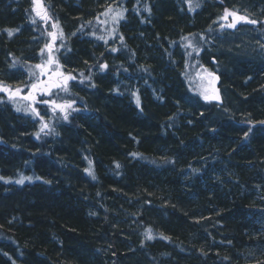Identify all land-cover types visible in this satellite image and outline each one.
Returning a JSON list of instances; mask_svg holds the SVG:
<instances>
[{
    "label": "trees",
    "instance_id": "16d2710c",
    "mask_svg": "<svg viewBox=\"0 0 264 264\" xmlns=\"http://www.w3.org/2000/svg\"><path fill=\"white\" fill-rule=\"evenodd\" d=\"M225 10L264 52V0H0V264H264V59L208 68L225 116L187 84Z\"/></svg>",
    "mask_w": 264,
    "mask_h": 264
},
{
    "label": "rangeland",
    "instance_id": "374dc122",
    "mask_svg": "<svg viewBox=\"0 0 264 264\" xmlns=\"http://www.w3.org/2000/svg\"><path fill=\"white\" fill-rule=\"evenodd\" d=\"M191 3H194V0H191ZM220 10H224L223 7ZM215 15L216 16L212 23H217V25L212 27L209 25V30H215L212 32L209 42L214 45L217 53L220 52V56L217 57V55H215L211 56L210 58L208 57L207 61L203 63V66L197 59L190 60L188 64L190 73L187 76V84L191 92H193L199 98L205 99V97L210 96V101L217 105L220 104V107L215 109V112H217V115L215 116L220 117L223 115L225 116L227 114L226 112H230L232 107L231 104H229L230 102H227L229 100H227L224 87L219 86V88L216 90V93H210L211 77L208 73V68H213L215 65L217 66L216 68H218L220 66L218 65L219 61L224 60L226 57H228L227 59L231 58L232 60H261L264 59V52L263 50L257 48L256 43L252 40L251 35L248 33L247 27H245L248 25L247 22H242V25L239 27H232L230 29V27H228L230 15L227 17H225V15L222 16V12L220 13L219 11H217ZM46 39L47 42H43L39 48V56L32 55L29 58V64L26 66V72L21 77L19 84H16L17 87H15L17 91H24L23 94H33L37 103L39 102L38 93L35 92V87L33 86L35 85L37 71L39 70L40 66L49 62L53 69L61 70V65L57 61L56 53L58 52L60 45L63 43L64 38H59V36H55L51 32L50 34H47ZM55 40L58 41L56 44ZM46 51H49V56L46 55ZM42 60L45 62H42ZM38 65L39 67H37ZM47 98L49 100H54L53 96L51 97V95H49ZM61 111L63 112L62 109ZM45 127L46 126H44L43 130ZM261 215V218H259L260 216L258 217V219H260L258 222V232L259 234H264V213Z\"/></svg>",
    "mask_w": 264,
    "mask_h": 264
},
{
    "label": "flooded vegetation",
    "instance_id": "af4514ba",
    "mask_svg": "<svg viewBox=\"0 0 264 264\" xmlns=\"http://www.w3.org/2000/svg\"><path fill=\"white\" fill-rule=\"evenodd\" d=\"M236 17H239V16H234L230 14L229 24L235 21V27H239L240 25H242V19L236 20ZM231 28L232 27H230V29ZM64 75L65 74L63 72L57 69H53L51 67H46V66H41L39 70L37 71V75H36L37 78L35 82V92L36 93L40 92L42 93L43 98H47L51 91L66 84V83L65 84L62 83V78ZM50 87L51 89H48ZM31 97H33V100H34L35 96L33 94L31 95Z\"/></svg>",
    "mask_w": 264,
    "mask_h": 264
},
{
    "label": "snow or ice",
    "instance_id": "6c2138e0",
    "mask_svg": "<svg viewBox=\"0 0 264 264\" xmlns=\"http://www.w3.org/2000/svg\"><path fill=\"white\" fill-rule=\"evenodd\" d=\"M34 2H37V0H34ZM111 9H109V11H110ZM228 15H230V13L227 11V10H225V17H227ZM232 15H234V14H232ZM237 19H244L243 17H238ZM249 22H251V23H255V21H249ZM228 27H235V21L233 22V23H231V24H229L228 25ZM9 35H12V32L11 31H9ZM115 50V49H114ZM37 67H39V65L37 66ZM102 67H107V65H103ZM69 78H71V77H69ZM33 87H35V85L33 86ZM209 97H205V99H208ZM137 103H139V100H137ZM19 110V109H18ZM18 183H22L23 182V179L22 180H20V181H17ZM151 237H149V239H150Z\"/></svg>",
    "mask_w": 264,
    "mask_h": 264
},
{
    "label": "water",
    "instance_id": "95a60500",
    "mask_svg": "<svg viewBox=\"0 0 264 264\" xmlns=\"http://www.w3.org/2000/svg\"><path fill=\"white\" fill-rule=\"evenodd\" d=\"M238 20V19H236ZM66 79H63V82L65 81ZM22 99L26 100V101H30L31 99L28 97V96H22Z\"/></svg>",
    "mask_w": 264,
    "mask_h": 264
}]
</instances>
